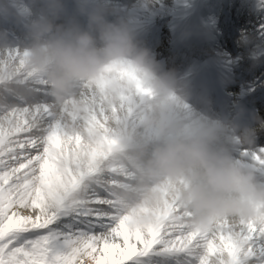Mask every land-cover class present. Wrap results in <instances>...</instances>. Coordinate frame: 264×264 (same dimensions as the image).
<instances>
[{
    "label": "snow or ice",
    "instance_id": "1",
    "mask_svg": "<svg viewBox=\"0 0 264 264\" xmlns=\"http://www.w3.org/2000/svg\"><path fill=\"white\" fill-rule=\"evenodd\" d=\"M18 55L0 50V264H264V224L134 226L114 198L127 172L111 125L127 98L106 107L78 88L82 109L57 105L23 60L7 71Z\"/></svg>",
    "mask_w": 264,
    "mask_h": 264
},
{
    "label": "clouds",
    "instance_id": "2",
    "mask_svg": "<svg viewBox=\"0 0 264 264\" xmlns=\"http://www.w3.org/2000/svg\"><path fill=\"white\" fill-rule=\"evenodd\" d=\"M37 5L25 25L31 41L27 62L46 75L51 94L59 100L78 81L97 80L106 67L129 60L163 95L173 86L171 75L152 81L154 63L136 38V31L104 0H72L73 14H66L65 0H34ZM77 16L85 18L81 25ZM114 19L109 20L108 17ZM251 119L264 130L257 112ZM147 127L160 131L161 142L149 162L152 175L170 182L183 180L181 198L194 211L197 222L225 214L264 222V186L253 171L235 160L225 135L229 124L204 121L183 125L169 121L159 108L146 118ZM256 128L245 127L240 142L251 145ZM225 135L227 143L221 142ZM149 195L146 200H154ZM150 217H141L146 223Z\"/></svg>",
    "mask_w": 264,
    "mask_h": 264
},
{
    "label": "bare ground",
    "instance_id": "3",
    "mask_svg": "<svg viewBox=\"0 0 264 264\" xmlns=\"http://www.w3.org/2000/svg\"><path fill=\"white\" fill-rule=\"evenodd\" d=\"M28 0H17L18 4H24ZM186 0H174V1H168V0H162L159 6L153 7L151 11H149V15L147 14L146 17L141 18L140 20H135L134 22L139 23L141 20H146L143 23L146 25L139 30V33H142L146 28L155 30L157 28H161L162 32L166 31V23L164 21L161 22V24H158V17H161L165 14H177L179 13L181 17L186 15L187 20L191 18V13L195 11H198V9L201 11V13L205 14L207 18H210L209 21L215 20V18L212 16L211 8H217L219 6V10L221 7H225L226 9L220 10V15H225V10H227L231 15H233V19L236 17L242 25L250 26V28H246L247 30H240L241 38H245V42L242 45L237 46L240 51L245 52L248 47H250V38L253 36L257 37L256 35L261 33L264 36V0H205L204 3H202L200 6H197L196 2L197 0H189L187 3H185ZM2 1L0 0V5ZM216 4V6L214 5ZM137 8L138 11H135V13L143 14L145 13L144 5L138 4L132 9L134 10ZM144 9V10H143ZM17 14H24L23 16L26 17V9L20 11H16ZM73 12L71 10L68 11L67 15H72ZM210 16V17H209ZM82 17V16H81ZM77 18V17H76ZM85 19L84 17H82ZM235 18V19H236ZM12 19V18H11ZM10 19V23L8 24V27H10V34L8 33H2L0 32V50H7V46L13 45V43L20 42L17 41L18 38H24L23 35L18 34V36L14 39L12 35H14L13 30L15 29L14 20ZM193 17L191 18V20ZM222 19V18H221ZM157 21L155 28L152 26L153 22ZM179 20V19H178ZM158 24V25H157ZM252 27V28H251ZM27 31V30H26ZM254 34V35H252ZM140 35V34H138ZM186 40L191 42L192 40H197L196 35H185L184 36ZM223 36L224 43L223 46H228L229 42L226 38ZM191 40V41H190ZM239 40L240 38H235L232 41ZM221 43V41H219ZM31 43V41L23 40L22 44L27 45ZM184 43V42H183ZM159 47L158 49H160ZM197 48V47H194ZM11 49V48H10ZM28 56V54H27ZM244 59H248L247 55H242ZM26 59L23 60V66L21 68V72L24 74H31L32 76H36L37 73H33L34 71H28L26 70V67L29 65ZM257 65V64H256ZM11 66V65H10ZM9 66V67H10ZM20 64H16L14 66V70L17 67H19ZM2 67V65H0ZM8 67V69H9ZM7 69V71H8ZM4 71L0 70V75H3ZM151 79V78H150ZM149 78H146L144 75L141 74V72L137 69L136 66L130 64V63H123V61H120L117 65L109 66L108 69L103 73V81L98 83H93V87L90 86V82H88L86 85H82L80 83L79 88H89L93 92L96 93L98 97H102L105 102V106L109 104H116L117 106L120 103L121 97H126L128 100V103L125 106V110L121 112L122 121L120 124L111 125L114 129V133L116 138L119 141V152L118 157L120 160V163L130 162L131 160L134 161V157L137 155V158H142L147 155L144 150L139 149L140 151H136V148L141 147L143 143H146V148H151L153 144H150L149 140L153 139H159L161 140L160 131L157 128L154 127H147L145 124L146 118L152 113L153 109L159 108L161 110L162 116L166 118L169 121H175V118L178 117V107L175 106V104L172 102V100L166 98L164 100V104L159 107L156 105L154 100L157 98L156 94H152L150 85L151 83L148 81ZM79 82H75L71 89L67 92L70 93L72 90L78 86ZM263 83V82H262ZM102 84H105L104 86H100ZM74 94L71 96L68 100H75L76 104L75 107L77 109H82L83 105L79 102V97L76 95V90L73 91ZM65 93V94H67ZM167 102V103H166ZM72 106V105H71ZM131 109L130 112L127 111V109ZM135 155V156H133ZM129 166L132 167L131 163H127ZM260 177L259 174L255 175V178ZM166 187L164 186L161 190H159L157 197L162 200V208L161 212L158 214L150 213V214H142L141 211L136 210L138 207L137 205L130 206L132 204V200H134L135 197H130L129 195L127 203L125 206H127V212L133 214L135 211V219L131 221V223L144 230L146 233L149 229H151L154 225H156L160 220H163L168 216H165L167 212L175 211L176 209H179V211L183 209H190L191 207L186 205L184 202H181V195L178 196L177 200L173 205L171 206L172 201L175 199L172 198L168 200L165 196ZM180 192V190H179ZM165 193V194H164ZM153 195V194H151ZM177 195V193H176ZM148 197V195H147ZM158 199V201H160ZM149 201V200H146ZM151 201V200H150ZM185 217H187L189 220L186 222L187 227L196 225V228H200L201 224L204 222L199 223H193V219L196 218L195 213L193 210H190L189 212L184 213ZM176 215V214H175ZM158 216V217H157ZM172 216V215H171ZM141 217H150V219L146 223H140ZM157 217V218H156ZM226 220V218L230 219V223H236L238 224L240 222V219L242 220V217L233 216L229 214H225L220 216V218ZM178 222H180V219H176ZM235 220V221H234ZM248 221L252 222L253 220L248 219ZM213 223L212 221L209 222ZM195 228V229H196ZM135 243V241H132ZM122 243V241H121Z\"/></svg>",
    "mask_w": 264,
    "mask_h": 264
},
{
    "label": "rangeland",
    "instance_id": "4",
    "mask_svg": "<svg viewBox=\"0 0 264 264\" xmlns=\"http://www.w3.org/2000/svg\"><path fill=\"white\" fill-rule=\"evenodd\" d=\"M2 1L3 2L0 5V31H5L4 25L9 21V17H12V15L10 14L11 13L10 10H12V8H15L17 6V0H2ZM168 1H170V0H168ZM171 1H174V0H171ZM128 2L129 1H126V2L124 1V3L121 5L120 3L110 4L109 0H104L105 5L108 7L114 8L116 10L117 14L122 13L119 17L124 19L126 22H131V18L138 20V19H141L143 17H146L147 14L149 15V13H150L149 11H151L153 9V7H155V6L157 7L160 5L162 0H132V2H130V3H128ZM138 4L144 5V9H145L144 12L145 13H143V14H140V13H134L133 14L132 13L131 9ZM31 17H32V15L29 14L27 20L15 19V21L18 23V27L16 26V29H20V31L22 33H24V31H23V30H25L24 25L28 22V20ZM243 28H246V27H243ZM6 33H8V31H6ZM238 35H239V33H238ZM16 36L17 35H13L12 37L16 38ZM29 47H30V44L26 45V46L17 45V44L7 46V48H14V49H17L19 52V55L17 56L16 62L9 67V69H8L9 72H13L14 66H16V64H18L20 62V60H24L28 57L27 54L29 51ZM0 48H2V47L0 46ZM26 70L32 72L33 69L28 65L26 67ZM33 73H37V75L35 77L42 78L43 81L47 84L49 94L52 97V99L56 102L57 105H61V104H63V102L66 99L71 98L69 95H63L59 100H57L51 94L50 85L48 83L46 75H44L43 73H40L38 71H34ZM99 78H98V81H100ZM101 79H102V77H101ZM98 81H94L93 83L98 82ZM80 82L84 83L85 81H80ZM76 90H77V88H76ZM154 103L156 105L161 104V95H158V98H156V100H154ZM69 106L72 107L71 105H69ZM156 147L157 146H155V148ZM155 148L148 149L146 151L147 155L145 157H142V158L136 157L137 165H135V166H133V165H132V167L129 166L127 164V163H129V161L122 163V166L126 169V172H127V180L124 183H122V185L120 187H118L117 190L114 192V198H115V201H116L118 207L121 210V213L127 217H130L131 221L136 218L135 215L137 216V214H135V211L133 212V214L127 212V206H125V204L127 203V200H128L127 196L128 195L130 197L131 196L135 197L134 200H132V202H131L132 204H130V206L137 205L138 207L136 208V210L141 211V213L144 215L150 214V213L158 214L159 212H161L162 200L159 199L157 197V195H158L159 190L161 188H163L164 186H166V189H167L165 191L166 194L165 193L164 194L168 200H170L176 196L175 199L172 201L171 206L173 205V203L176 202L178 196L181 195L180 192H181V189L183 187L182 182H180L179 180H177L175 182H170L164 177H158V176H154L151 174L150 169H149V162L152 158V154H153V151ZM179 190H180V192H179ZM176 193H177V195H176ZM151 194L154 195L155 199L151 200V201H146L147 195L149 196ZM158 199L160 201H158ZM181 202H183L182 199H181L180 203ZM190 210H192V209L191 208L190 209H183L181 211H179V209H176L175 211L167 212L165 214V216H168V215L171 216L172 215V217H174V222H178L176 219H180V222H178V223H184L186 225V222L189 219L184 216L185 215L184 213L189 212ZM226 220L228 222H230V219L226 218ZM211 221L213 223H210V224H214L215 222H220V221H225V220L223 217L221 219L220 216L214 217V218L208 219V221L201 224L200 228L208 226L209 222H211ZM242 221L244 223L245 222L247 223V219L245 220V218H243ZM194 223H199V222H197L196 218L193 219L192 224H194ZM187 228L194 230L196 228V225H193V226H190Z\"/></svg>",
    "mask_w": 264,
    "mask_h": 264
}]
</instances>
